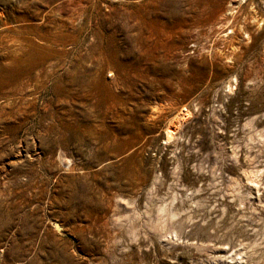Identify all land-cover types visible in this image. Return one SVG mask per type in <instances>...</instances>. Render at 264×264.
I'll return each mask as SVG.
<instances>
[{
    "label": "rangeland",
    "instance_id": "1",
    "mask_svg": "<svg viewBox=\"0 0 264 264\" xmlns=\"http://www.w3.org/2000/svg\"><path fill=\"white\" fill-rule=\"evenodd\" d=\"M0 264H264V0H0Z\"/></svg>",
    "mask_w": 264,
    "mask_h": 264
}]
</instances>
